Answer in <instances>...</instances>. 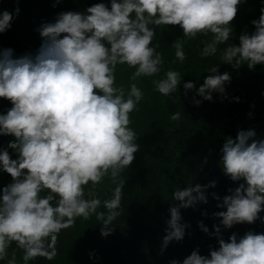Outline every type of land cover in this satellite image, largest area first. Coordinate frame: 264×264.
Returning <instances> with one entry per match:
<instances>
[{
    "label": "clouds",
    "instance_id": "clouds-1",
    "mask_svg": "<svg viewBox=\"0 0 264 264\" xmlns=\"http://www.w3.org/2000/svg\"><path fill=\"white\" fill-rule=\"evenodd\" d=\"M242 2L101 0L84 12H60L54 22L42 23L37 31L43 39L34 56L13 58L11 48L0 50V97L12 104L6 114H0V135L15 137L7 147L18 154L13 159L7 148H0V171L12 177L0 189V261L8 257L13 242L22 250V264L37 257L52 260L59 233L78 217L95 216L102 236L113 231V222L122 213L125 180L121 174L140 149L138 134L130 127V113L144 98L139 78L157 77L152 80L154 91L172 99L181 84L177 70L169 68L159 75L164 60L159 44H153L157 27L178 25L182 30L183 38L172 44L181 62L186 59L185 43L205 36L209 38L202 41L201 57L218 54L220 63L253 69L264 64V7L259 18L251 21L254 31L244 30L238 44L228 43L233 35L230 22ZM14 13H19V7ZM12 19L8 10L0 12V33L11 27ZM118 65L134 69L127 88L116 82ZM218 67L208 68L210 74L198 88L192 81L183 83L185 95L195 89L194 104L202 102L196 96L211 101L213 93H219L227 98L225 84L231 76L220 73ZM180 118L179 111L170 116L177 122ZM255 136L253 129L239 130L235 139L227 137L220 148L222 172L232 181H242L217 204L226 210L213 213L224 228L257 219L264 223L260 215L264 211V139H251ZM105 178L115 187L109 198L101 199L97 189ZM215 185L209 181L175 188L172 199L179 203L169 208L161 251L185 236L189 225L181 223L180 209L207 203L205 190ZM198 226L209 232L203 221ZM213 228L219 247L210 250V256L196 249L169 264H264V233L248 231L239 239L233 233L226 242L220 237V226ZM7 264H18L15 251Z\"/></svg>",
    "mask_w": 264,
    "mask_h": 264
},
{
    "label": "trees",
    "instance_id": "trees-1",
    "mask_svg": "<svg viewBox=\"0 0 264 264\" xmlns=\"http://www.w3.org/2000/svg\"><path fill=\"white\" fill-rule=\"evenodd\" d=\"M99 2L101 0H59L58 3L56 0H0V12L8 10L13 13L11 27L0 33V50L11 48L13 58L34 56L43 39L37 31L42 23L54 22L60 12H84L88 6ZM16 7H19L18 14L14 13ZM262 7V0H244L237 6L236 16L230 22L233 35L228 43L238 44L244 30L254 31L251 21L259 18ZM182 35L178 25H161L156 29L153 44H159L157 50L164 60L159 75L169 68L177 70L182 76L181 84L172 99L154 91L152 80L157 77L139 78L138 86L143 90L144 98L138 109L130 113V127L138 134L140 149L134 153L130 167L121 174L125 180L122 213L113 222V231L102 236V225L95 216L87 220L78 217L74 225L59 233L57 255L52 260L37 257L29 264H169L172 259L182 261L196 249L200 255L210 256V250L219 247L217 236L211 234L215 231L214 224L220 226V237L226 242L233 233L238 239L248 231L264 233V223L259 219L224 228L219 224L221 218L213 216L214 212L226 210L217 204L230 194V188L234 189L242 182L232 181L223 173L225 188L213 192L221 200L214 199L213 195L209 198L212 188L209 186L205 190L207 203L198 202L194 207L181 208V223L189 225L185 236L180 241H171L161 251L166 222L170 218L169 208L179 203L172 199L175 188L214 181L215 170L222 171L218 163V146L221 148L227 137L235 139L239 130L253 129L256 136L251 139H258L257 133L264 132V64H257L253 69L246 64L233 68L230 64L220 63L218 54L201 57L202 41L209 38L205 36H197L185 43L186 59L181 62L175 58L172 44L177 38L182 39ZM216 64H219L220 73L228 72L231 76L230 82L225 84L227 98L219 93H213L211 101L196 96L202 102L194 104L195 89L185 95L183 83L192 81L198 88L210 74L208 68ZM133 71L126 65H118L117 84L127 88ZM233 97H239V100ZM11 107L8 99L0 97V114H6ZM177 111L181 113L179 122L170 119ZM231 121L234 127L231 128L232 134L227 136L223 130ZM14 139L12 135H0V148H7L9 154H13L15 150L7 145ZM11 182V175L0 171V189ZM114 187L105 178L97 195L101 199L109 198ZM260 215L264 216V211ZM200 221L208 227V233L198 226ZM13 251L18 264H22V250L15 242L8 249V257L0 264H7Z\"/></svg>",
    "mask_w": 264,
    "mask_h": 264
},
{
    "label": "rangeland",
    "instance_id": "rangeland-1",
    "mask_svg": "<svg viewBox=\"0 0 264 264\" xmlns=\"http://www.w3.org/2000/svg\"><path fill=\"white\" fill-rule=\"evenodd\" d=\"M226 127H228V128L225 130ZM226 127L223 130V132H224L223 134H227V136H228V135L232 134L233 129L231 130V128L234 126L232 123H228ZM227 132H229V134ZM257 136H258V139H264V132L261 131V132L257 133ZM222 143H223V141H220V144H222ZM219 149H220V147L218 146V150ZM218 150H217V152H218ZM17 155L18 154L16 152H13V154H11L10 157L15 159L17 157ZM214 175L216 176V179L214 180L216 182V185H215V187L211 188V191L209 192V198H211L212 193L214 191L223 190L225 188V184H226L224 178L222 177V175H223L222 171L220 172L217 169V170H215Z\"/></svg>",
    "mask_w": 264,
    "mask_h": 264
},
{
    "label": "water",
    "instance_id": "water-1",
    "mask_svg": "<svg viewBox=\"0 0 264 264\" xmlns=\"http://www.w3.org/2000/svg\"><path fill=\"white\" fill-rule=\"evenodd\" d=\"M228 123H232V121L231 122H228Z\"/></svg>",
    "mask_w": 264,
    "mask_h": 264
},
{
    "label": "bare ground",
    "instance_id": "bare-ground-1",
    "mask_svg": "<svg viewBox=\"0 0 264 264\" xmlns=\"http://www.w3.org/2000/svg\"><path fill=\"white\" fill-rule=\"evenodd\" d=\"M212 118V117H211Z\"/></svg>",
    "mask_w": 264,
    "mask_h": 264
}]
</instances>
